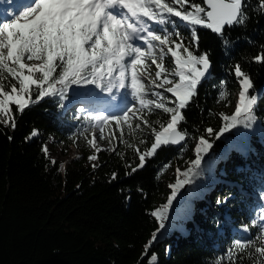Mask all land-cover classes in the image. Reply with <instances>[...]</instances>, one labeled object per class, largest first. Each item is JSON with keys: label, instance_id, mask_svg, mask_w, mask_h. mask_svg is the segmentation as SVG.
I'll return each instance as SVG.
<instances>
[{"label": "trees", "instance_id": "trees-1", "mask_svg": "<svg viewBox=\"0 0 264 264\" xmlns=\"http://www.w3.org/2000/svg\"><path fill=\"white\" fill-rule=\"evenodd\" d=\"M149 1L152 10L159 12L156 18L162 21L160 28L157 22L151 27V49L142 47L137 54L123 39L130 50L119 66L133 65L137 89L132 91L127 86L124 103L133 102L134 112L122 127L114 120L103 121L100 110H114L118 69L115 81L101 84L103 97L110 85L114 89L110 100L102 105L105 107L100 103L68 108L61 99L47 94L53 83L70 72L76 59L74 51L68 50L48 65L45 40L51 31L39 27L25 36L34 51H22V58L31 55L38 63L48 65L51 77L45 84L43 78L39 80L37 74L29 73L39 81L36 91L43 100L23 115L17 114L15 131L0 126V264H145L142 253L159 225L150 213L164 205L161 197L168 190L166 179L173 178L170 172L174 167L190 164L194 142L201 135L214 141L208 160L215 161L213 173L218 182L204 194V200L191 198L193 207L179 227L161 230L149 258L155 253V264H259L264 259L254 250L264 246V221L260 220L264 215V65L254 61L264 52V14L259 2L247 0L249 19L244 25L225 28L222 37L196 28L199 45L198 49L193 45V49L197 54H209L211 74L198 84L183 112L185 121L180 128L188 134L185 143L179 148L159 146L157 151L155 132L170 123L169 116L173 119L179 115V106H167L166 98L155 90L159 87L155 85L156 67L152 65L150 72L149 66L166 52L161 62L168 72L175 71L174 60L166 50L170 37L178 31L188 38L191 30L168 16L165 0ZM200 2L189 0V4ZM6 56H0V79L7 86L11 73ZM237 63L256 85L257 124L252 131L233 129L215 140L207 136L205 129L218 131L223 124L220 114H226L234 104L238 84L230 69ZM12 68L19 71L15 65ZM126 75L129 80L128 72ZM220 92L225 93L223 101ZM102 125L110 129V152H94L89 145L91 135ZM33 129L38 136L25 142ZM8 136L13 139L10 141ZM50 138L62 145L64 153L70 147L79 153V159L68 165L63 176L58 173L59 163L55 160L52 165L49 154L46 159L41 151ZM241 140L248 145L244 156L235 150ZM97 152V163L102 166L93 171L87 158ZM145 155L153 157L143 169L125 177L127 164L137 163L138 158L143 164ZM112 172H118L119 179L110 182ZM229 194L227 204L217 205L218 197ZM254 219L258 221L255 226L251 224ZM245 225L250 227L249 232L241 230ZM236 241H253V245L242 251L235 248Z\"/></svg>", "mask_w": 264, "mask_h": 264}, {"label": "snow or ice", "instance_id": "snow-or-ice-1", "mask_svg": "<svg viewBox=\"0 0 264 264\" xmlns=\"http://www.w3.org/2000/svg\"><path fill=\"white\" fill-rule=\"evenodd\" d=\"M258 2L262 14H264V0H258ZM16 3L17 0H0V8L5 9L4 15L7 17V23L0 22L4 29L3 32H0V40H2L9 49L5 59L8 61L6 67H8L11 73L7 78V86L5 80L0 79V126L5 129H11L12 131H15L17 127V114L23 115L26 109L30 108L34 103H39L43 100L42 94L36 91L39 81L35 79V76L29 74L30 70L23 63L21 55L22 51H34V47L24 36H21L20 33L16 31L17 29L21 31L24 30L25 25L23 21H25L31 13L23 10L17 13L14 7ZM186 4L188 7L185 6ZM247 6V0H201L200 3L192 4H189V0H170V2H166L165 0L168 16L178 18L180 22L184 23L185 26L191 30L190 37L188 38L182 36L178 31L172 32L170 37L171 43L167 45L166 50L174 60L175 71L171 73L168 72L161 62L166 52H163L158 59H154L149 66L150 72H152V65L156 67L154 73L156 77L155 85L159 87L155 90L160 96L166 98L168 107L175 109L179 106V115L174 120L169 116L171 123L165 124L162 130L165 134L173 132L179 137V139L175 141L170 139L169 143L177 145L187 139V132L180 128L181 123L185 121L183 112L188 108L194 98L198 84L201 82L202 78L208 74L211 67L209 54L207 52L197 54V51L193 49V45L196 46V49H198L199 45L196 28L208 29L212 33L222 37L224 36V29L226 27L231 28L234 25H244L246 23L249 19V15L246 11ZM253 11H255V9H253ZM173 36H175L176 39H173ZM0 56H2V53H0ZM254 61L264 65V52L257 54L254 57ZM12 65L17 66L21 70H13ZM230 71L233 73L238 84V98L235 103L234 111L230 115L224 113L220 114L219 119L223 121V124L219 127L218 131L214 132L212 127L205 129L207 136H214L215 140H219L225 133L233 129L252 131L257 124L256 106L258 95L256 94L257 90L253 79L243 70L239 63H237L234 68L230 69ZM33 93H35L34 99ZM224 97L225 93L220 92L222 101ZM152 98L154 99L155 97ZM37 136L38 131L33 129L25 137V142ZM8 139L11 141L13 137L8 136ZM161 146L166 145L162 144ZM213 147L214 141H210L203 135L200 136L194 148L195 158L191 160V166L183 173H181L179 169L176 170L177 175H183L185 178L183 180L177 179L174 184L168 185L171 190V195L168 196L167 203L151 211L150 216L155 218V220L159 222V225L156 231L152 233L151 239L145 245L144 252L142 253L141 260L145 261V264H155L157 256L155 253H152L149 258V251L156 243L161 230L165 227V221L169 217V209L173 200L182 188L186 185H191L195 177H199L203 174L205 157L209 155ZM235 150L241 156L246 155L248 151L246 141L241 140ZM41 151L47 159L48 148L46 144L43 145ZM98 154L99 152L87 158L91 163L93 171L102 166L97 163ZM152 157L145 155L143 164H141L139 158L137 163H128L125 177L131 176L143 169L147 161ZM75 159H79V157ZM49 162L52 165L56 164L54 159ZM64 167L63 164L60 165V168ZM117 179H119V173L112 172L110 182L116 181ZM230 199L231 194L223 198L218 197L217 205L227 204ZM262 200H264V195H262ZM260 220L264 221V215L260 217ZM257 223L258 221L255 219L251 221L253 226ZM241 230L249 232L250 227L245 225ZM252 245L253 241L235 242V248L242 251ZM254 250L259 257L264 258V246L255 247ZM259 264H264V259H261Z\"/></svg>", "mask_w": 264, "mask_h": 264}, {"label": "rangeland", "instance_id": "rangeland-1", "mask_svg": "<svg viewBox=\"0 0 264 264\" xmlns=\"http://www.w3.org/2000/svg\"><path fill=\"white\" fill-rule=\"evenodd\" d=\"M18 1L20 0H17V2ZM28 2L29 4L27 5V3H25V5H27L26 7L31 15L23 21L25 25L24 30L21 31L20 29H17L16 31L24 37L29 36L39 27L48 28L49 31H51L45 40L46 45H48L49 48L48 65H50V63L59 55L66 53L68 50H73L76 58L72 64L70 72L62 81L53 83L50 86L47 95L61 99L68 108L73 107L76 109L80 106L81 108H84L91 104L100 103L102 106L105 102L110 100L109 94L114 89L113 85H110V89H108L107 94L103 97L104 95L102 96L101 94V84L104 81H115L114 75L116 69H118L117 81H119V86L121 82H123L125 83V88L127 90L126 73L128 72L130 75L128 76L130 87L133 86L134 88L135 79L132 74L134 73L135 68L133 65L127 67L124 64L119 66V64L123 63L128 50H130L127 49V45L132 50H135L137 54H140L139 46H144L142 42L146 44V37H140L132 32L128 34L126 31V24L124 23L125 21L126 23L129 22L126 14L123 13L121 16L120 12H104L101 10V7L104 6V4L95 2V0H28ZM122 3L129 7L132 6L135 9L140 22L142 23L143 29L145 27V23H143L144 19L149 15H153V18L156 19L159 27L160 19L156 18V16H159V12L152 10L153 8L151 7V2L149 0H122ZM75 4L80 5L75 6ZM14 7L17 13L21 10L24 11L26 8L17 9L16 4ZM88 7H93L92 13L85 10V8L88 9ZM165 11L167 12L166 8ZM4 13L5 9L1 8L0 22L7 23V17H5ZM130 28L132 31L134 30L132 26ZM112 30L115 32H112ZM3 31V26L0 24V32ZM138 31L140 30L137 29L136 32ZM123 39L127 40V45L123 42ZM147 48L150 49V47ZM8 52L9 49L7 45L0 40V53H2V55H8ZM115 58L117 60L113 63ZM23 63L30 70L29 73L37 74L39 80L43 78L45 84L50 83L51 73L49 72L48 65L38 63L31 55L24 56ZM94 65V68H96L95 70L92 69V66ZM20 70L21 69H19V71ZM115 92L116 95L113 100L114 110L105 106H102L105 107V109L102 108L100 110L102 111L101 115L103 121L114 120L119 127H122L123 122H129L130 116L134 112L133 107H131L133 102H129L128 104L124 103L123 108L119 109L118 95L120 93L118 92V89H115ZM125 92L122 94V96H124V102ZM93 93L94 95L92 96L91 94ZM237 98L238 94H235L234 104L230 109L225 111L227 115H230L234 111ZM174 119L175 118H173V120ZM109 134L110 129L105 125H102L101 129H97L91 135L89 140L90 148L94 152L99 150L110 152L113 144L112 140L108 138ZM166 136L167 133H163L162 130L155 132L154 146H161V143L165 141ZM106 139L108 140L107 144L104 143V140ZM197 142L198 141L194 142V147ZM47 148L49 156L59 163L58 173L61 176L65 173V169L68 165L79 156L78 151L73 147H70L69 150H66L64 153L62 145L53 138L49 139ZM194 158L195 152L193 159ZM61 164L65 167L60 168ZM89 164L91 165L90 162ZM214 164L215 161L210 162L208 156H206L203 165V174L199 177H195L191 185H186L177 193L169 209V217L165 221V231L181 225V220L184 218L185 213L190 211L193 207V201L191 198H201L204 200V194L210 192L214 184L218 182L217 177L213 173ZM190 166L191 162L187 167H174L170 172V175H172L173 178L169 177L165 181L168 190L161 197V202H163V204L167 203V198L171 195V190L168 185L174 184L177 179L183 180L185 178L183 175H177L176 170L179 169L180 172L183 173ZM198 190L200 192H198ZM183 194L186 197L184 198L185 200L179 204L178 207H175L177 199Z\"/></svg>", "mask_w": 264, "mask_h": 264}, {"label": "water", "instance_id": "water-1", "mask_svg": "<svg viewBox=\"0 0 264 264\" xmlns=\"http://www.w3.org/2000/svg\"><path fill=\"white\" fill-rule=\"evenodd\" d=\"M226 28H227V27H226ZM211 33H212V32H211ZM213 34H214V33H213ZM210 74H211V67H210V69H209L208 74H207L204 78H202L201 82L206 81V80L209 78ZM201 82H200V83H201ZM170 139L173 140V141H175V140H178L179 137H178L175 133H173V132H168V133H167V136H166V138H165V141L162 142L161 145L164 144V145H166V146H173V147L179 148V147H181V146L185 143V141H186V140H185V141L181 142L180 144L174 145V144H172V143H169V140H170ZM158 148H159V147L156 146V147L154 148V150H157ZM184 198H186L185 195H184V194L181 195V196L177 199V201H176V203H175V207H178L179 204H181V203L185 200Z\"/></svg>", "mask_w": 264, "mask_h": 264}, {"label": "bare ground", "instance_id": "bare-ground-1", "mask_svg": "<svg viewBox=\"0 0 264 264\" xmlns=\"http://www.w3.org/2000/svg\"><path fill=\"white\" fill-rule=\"evenodd\" d=\"M30 2V1H29ZM29 2H28V0H20V1H18L17 3H16V7H17V9L18 8H25L28 4H29ZM95 2H98L97 0H95ZM25 3H27V5H25ZM101 3H103V1H101ZM80 5V4H79ZM79 5H77V4H75V6H79ZM88 5H89V3H88ZM1 9V8H0ZM25 9H27L28 10V8L26 7ZM24 9V10H25ZM85 10H88L89 12H93V7H88V9L87 8H85ZM37 12H38V10H37ZM36 12V13H37ZM34 15V14H33ZM133 28H134V30L136 29V27H137V25L135 24L134 26H132ZM145 31V30H144ZM148 34L146 33V36H147ZM146 47H150L151 48V44L150 43H146ZM148 49V48H147ZM145 105H147L146 103H145ZM123 106H124V104H121L120 105V107H119V109L120 108H123Z\"/></svg>", "mask_w": 264, "mask_h": 264}]
</instances>
